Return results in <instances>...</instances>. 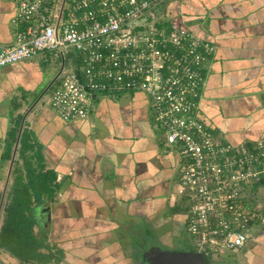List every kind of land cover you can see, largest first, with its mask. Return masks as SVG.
I'll use <instances>...</instances> for the list:
<instances>
[{
  "label": "crops",
  "instance_id": "obj_1",
  "mask_svg": "<svg viewBox=\"0 0 264 264\" xmlns=\"http://www.w3.org/2000/svg\"><path fill=\"white\" fill-rule=\"evenodd\" d=\"M163 10L167 22L214 46L198 117L234 145L264 141V0H167ZM15 11L16 0H0L2 44L22 28ZM46 57L0 67V213L27 129L28 145L43 154L59 183L54 198L34 212L35 231L44 232L48 245L40 252L52 256L43 264H140L147 247L135 240L139 227L166 248L177 241L190 246L179 235L187 233L188 200L180 184L185 159L178 145L165 142L145 94L97 95L85 118L64 121L48 103L61 63ZM18 121L11 158L4 159L7 133ZM251 188L248 203L264 215V183ZM257 193L263 197L252 203ZM251 235L238 253L223 254L221 264H264V224H254ZM0 262L37 264L3 250Z\"/></svg>",
  "mask_w": 264,
  "mask_h": 264
},
{
  "label": "built area",
  "instance_id": "obj_2",
  "mask_svg": "<svg viewBox=\"0 0 264 264\" xmlns=\"http://www.w3.org/2000/svg\"><path fill=\"white\" fill-rule=\"evenodd\" d=\"M166 1L16 0L22 28L0 43V67L40 54L61 63L48 103L64 121L85 118L97 95L145 94L165 142L185 159L180 184L192 247L221 264L223 254L245 246L254 224H264L247 196L264 177V141L234 145L198 117L214 46L168 28Z\"/></svg>",
  "mask_w": 264,
  "mask_h": 264
},
{
  "label": "trees",
  "instance_id": "obj_3",
  "mask_svg": "<svg viewBox=\"0 0 264 264\" xmlns=\"http://www.w3.org/2000/svg\"><path fill=\"white\" fill-rule=\"evenodd\" d=\"M165 25L168 28L175 27L169 21ZM19 122L7 133L6 147L2 155L4 159L11 158ZM28 133V130L24 129L20 136L10 172L11 182L1 207L0 250L8 252L23 263L43 264L49 262L52 256L50 253L40 252L41 248L48 249V245L44 232L35 231L34 212L37 205L54 198L59 183L56 180V172L46 168L43 154L28 145L26 137ZM263 183L262 176L251 185V192H255L252 189L262 186Z\"/></svg>",
  "mask_w": 264,
  "mask_h": 264
},
{
  "label": "water",
  "instance_id": "obj_4",
  "mask_svg": "<svg viewBox=\"0 0 264 264\" xmlns=\"http://www.w3.org/2000/svg\"><path fill=\"white\" fill-rule=\"evenodd\" d=\"M140 264H209L207 255L191 246L163 248L151 245L142 249Z\"/></svg>",
  "mask_w": 264,
  "mask_h": 264
},
{
  "label": "rangeland",
  "instance_id": "obj_5",
  "mask_svg": "<svg viewBox=\"0 0 264 264\" xmlns=\"http://www.w3.org/2000/svg\"><path fill=\"white\" fill-rule=\"evenodd\" d=\"M175 189H178V187L176 186L174 188V190ZM180 192L183 193V191H181V190H180ZM250 193H252V192H250ZM250 193H249V195H250ZM260 194L261 193H257L256 196H254L253 194H251L250 201L252 203H256L257 201L261 200V198L263 197V195L261 197ZM139 228H142L143 230H142V232L140 234L139 233L137 234V237L135 239V240H137V242H140L141 240H143L144 243H145L144 244L145 247L158 244L159 246H161V247L165 246L163 248H166V245H163V243H161L159 241V239L156 238V235L154 233L153 234H149V236H148V234L146 233L147 231H146L145 227H139ZM139 232H140V230H139ZM179 235L181 236L180 238H182V240L185 241V244H188V245L191 246V243H192V245H193V238H192V236L189 233H185V231L182 229V231L179 232ZM140 243H142V242H140ZM172 246H175L174 248H176L177 246L178 247L179 246L181 247V246H184V243L182 241H177ZM167 247H170V246H167ZM174 248H172V249H174Z\"/></svg>",
  "mask_w": 264,
  "mask_h": 264
},
{
  "label": "flooded vegetation",
  "instance_id": "obj_6",
  "mask_svg": "<svg viewBox=\"0 0 264 264\" xmlns=\"http://www.w3.org/2000/svg\"><path fill=\"white\" fill-rule=\"evenodd\" d=\"M182 248V247H181Z\"/></svg>",
  "mask_w": 264,
  "mask_h": 264
}]
</instances>
